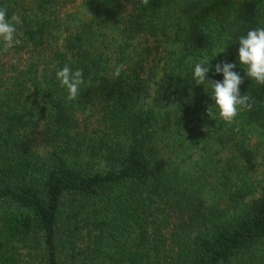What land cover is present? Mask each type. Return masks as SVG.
Returning <instances> with one entry per match:
<instances>
[{
  "label": "trees",
  "instance_id": "16d2710c",
  "mask_svg": "<svg viewBox=\"0 0 264 264\" xmlns=\"http://www.w3.org/2000/svg\"><path fill=\"white\" fill-rule=\"evenodd\" d=\"M86 1L0 0V264H264V85L228 123L190 80L264 0Z\"/></svg>",
  "mask_w": 264,
  "mask_h": 264
},
{
  "label": "clouds",
  "instance_id": "9594fccd",
  "mask_svg": "<svg viewBox=\"0 0 264 264\" xmlns=\"http://www.w3.org/2000/svg\"><path fill=\"white\" fill-rule=\"evenodd\" d=\"M21 22L19 15H9L7 9L0 8V51L7 52L21 43L17 28ZM230 44L235 47L234 58H220L218 54L224 53ZM227 47L215 55V63L208 59L192 65L190 80L197 86H203L210 101L204 109V116L210 121L219 119L230 123L241 111L252 107L250 97L241 93L244 79L258 86L264 85V27L248 29L232 39ZM119 72L117 67L115 74L119 75ZM214 76L222 78L214 80ZM55 79L60 87L66 89L69 101L77 98L85 84L82 70L67 64L55 72Z\"/></svg>",
  "mask_w": 264,
  "mask_h": 264
},
{
  "label": "rangeland",
  "instance_id": "374dc122",
  "mask_svg": "<svg viewBox=\"0 0 264 264\" xmlns=\"http://www.w3.org/2000/svg\"><path fill=\"white\" fill-rule=\"evenodd\" d=\"M87 5L88 9H92V0H87ZM262 163V164H261ZM259 165L255 170H254V178H261L264 181V159L262 158L261 161H259Z\"/></svg>",
  "mask_w": 264,
  "mask_h": 264
}]
</instances>
